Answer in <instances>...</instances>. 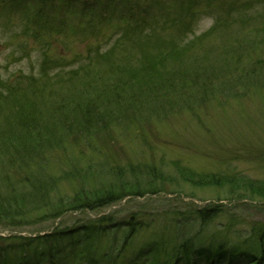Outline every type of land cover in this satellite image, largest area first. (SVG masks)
Returning a JSON list of instances; mask_svg holds the SVG:
<instances>
[{
  "label": "trees",
  "instance_id": "16d2710c",
  "mask_svg": "<svg viewBox=\"0 0 264 264\" xmlns=\"http://www.w3.org/2000/svg\"><path fill=\"white\" fill-rule=\"evenodd\" d=\"M12 5L29 11L36 26L31 36L37 40L65 31L96 44L86 56H77L78 65L44 60L38 75L0 82L2 229L24 227L27 220L29 226L43 223L48 216L55 220L66 212L97 211L126 196L144 195L116 177L99 188L50 200L55 174L45 169L51 163H61L57 179H95L97 169L89 163L68 159L75 143L97 142L95 134L112 128L142 133L182 112L200 120L215 96L250 99L264 90V0H0V13ZM206 19L211 24L197 33ZM179 169L187 181L227 184L264 202V181ZM37 211L43 213L35 219ZM224 211L209 205L171 214L182 237L178 244L177 236L163 228L152 233L155 242L130 253L126 247L145 225L133 216L120 222L103 216L36 239L0 237V264H191L192 258L203 264H264V223L245 229V238L230 240L236 219L224 232L209 230ZM190 220L205 229L185 235L181 229Z\"/></svg>",
  "mask_w": 264,
  "mask_h": 264
},
{
  "label": "rangeland",
  "instance_id": "374dc122",
  "mask_svg": "<svg viewBox=\"0 0 264 264\" xmlns=\"http://www.w3.org/2000/svg\"><path fill=\"white\" fill-rule=\"evenodd\" d=\"M2 9L0 82L38 75L44 60L67 64V68L78 65L77 56H86L88 48L96 44L94 39H85L65 31L37 40L31 36V30L36 26L30 20L29 11L13 5ZM210 24L208 19L201 21L197 33L207 29ZM26 26L30 31L23 30ZM0 89L3 90L1 86ZM198 116L200 120L191 113L182 112L168 123L145 127L142 133L137 128L123 132L112 128L110 132L95 134L97 142L92 139L86 140V143L81 141L75 143L77 147L73 150L67 144L68 159L89 163L93 170L97 169L92 173L95 179L93 182L85 181L88 178L84 180L83 176L70 181L62 177L57 179L61 163H51L45 169L47 174H55V188L50 200L65 194L72 195L76 191L87 192L99 188L102 182L109 184L116 177H124L127 182L136 185L134 188H139L144 196L141 198L132 194L96 212H67L54 221L48 216L43 218V223L37 220L31 226L27 220L23 223L26 228L24 234L86 225L88 221L105 214L114 215L117 221L126 220L134 214L135 218H142L143 223L148 224L146 227H152L135 234L126 248V251L138 250L155 242L152 233L163 228L167 229L168 236H177L176 244L180 242L182 237L171 214H189L190 210L218 205L226 212L209 230L224 232L230 225L229 218H235L237 224L230 225L234 227L228 233L230 240H241V237L248 236L249 231L245 229L264 223L263 201H252L227 184L219 186L187 181V175L181 174L179 168L200 174L226 172L264 181V90L254 93L250 99L239 97L225 100L220 97L219 100L215 96ZM150 169L154 170L153 175ZM152 191L158 194L151 195ZM42 213L33 215L36 219ZM201 228L190 220L181 230L187 235ZM0 233L6 232L0 230Z\"/></svg>",
  "mask_w": 264,
  "mask_h": 264
}]
</instances>
